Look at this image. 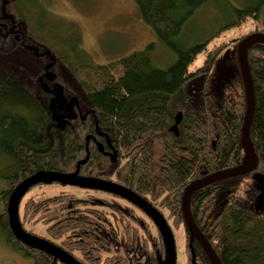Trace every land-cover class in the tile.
I'll use <instances>...</instances> for the list:
<instances>
[{"label": "trees", "instance_id": "1", "mask_svg": "<svg viewBox=\"0 0 264 264\" xmlns=\"http://www.w3.org/2000/svg\"><path fill=\"white\" fill-rule=\"evenodd\" d=\"M133 2L142 22L175 56L168 67L155 66L154 43L106 64H74L33 30V12L44 9L40 1L0 0V154L7 162L2 178L8 186L0 193V231L32 264L65 263L21 242L7 206L21 183L48 172L110 181L132 191L159 212L172 235L174 228L183 227L186 264H193L192 254L194 264H211L197 241H190L181 200L190 183L233 168L244 158L245 92L238 67L226 79L215 71L226 44L209 49L214 35L190 42L182 38L197 10L226 0ZM263 11L264 0H247L232 9L229 16L235 20L215 35L261 18V27L236 39L237 46L264 31ZM199 54L203 64L189 71ZM247 62L254 95L249 138L257 167L206 186L190 199L193 222L221 264H264V207L254 210L261 192L258 177L264 175V44L249 47ZM177 113L181 120L175 135L170 128ZM117 198L129 208L71 194L28 199L20 225L37 237L25 225L42 222L49 238L42 239L79 264H166L159 230L148 218L156 239L135 217L134 206ZM108 215L120 225L122 239L107 224Z\"/></svg>", "mask_w": 264, "mask_h": 264}, {"label": "rangeland", "instance_id": "2", "mask_svg": "<svg viewBox=\"0 0 264 264\" xmlns=\"http://www.w3.org/2000/svg\"><path fill=\"white\" fill-rule=\"evenodd\" d=\"M44 7L41 11L33 12L31 25L39 39L58 53L68 56L72 63L102 65L114 61L121 56L143 50L149 43L155 44L153 60L158 68H166L174 61V55L164 48L157 40L153 30L145 25L138 13L133 0H38ZM247 0H226L223 3L211 2L197 10L193 18L183 29V41H195L196 37L214 35L209 49L226 44L217 56L215 71L224 73L228 78L237 70L236 42L255 28H260L262 20L253 22L248 19L239 26L225 30L220 35H215L217 30L233 19L232 9H239ZM227 16V17H226ZM264 16V11L261 17ZM40 24V25H39ZM264 33V31L262 32ZM70 47L74 48L72 50ZM204 55L199 54L191 63L188 70L194 71L203 64ZM6 159L0 154V193L7 189V182L2 178L5 171ZM73 177V176H69ZM63 177L60 181L40 182L26 191L18 205L19 220L22 219V208L28 199L39 200L61 194H71L78 199L106 200L108 203L118 202L126 210L129 206L117 196L104 191H94L82 187L71 178ZM97 204V203H96ZM4 206L0 199V213ZM108 210V209H106ZM135 216L143 225L151 228L157 239L155 228L149 219L141 212L134 209ZM107 224L121 237V227L107 216ZM26 230H31L43 243L49 239L42 222L26 224ZM142 235L143 229L138 228ZM174 250L176 264H186L185 232L183 227L174 228ZM41 237V238H40ZM44 238V239H42ZM45 246V245H44ZM0 264H32L20 250L10 246L5 236L0 231Z\"/></svg>", "mask_w": 264, "mask_h": 264}, {"label": "water", "instance_id": "3", "mask_svg": "<svg viewBox=\"0 0 264 264\" xmlns=\"http://www.w3.org/2000/svg\"><path fill=\"white\" fill-rule=\"evenodd\" d=\"M256 43L264 44V33H253L246 36L237 44V48H236V60L239 71L242 76L244 92H245V100H246L245 101L246 112L244 116V123L241 129V145L244 152V158L242 159L239 165L233 168L221 170L193 181L185 188L182 195L181 213L184 219V224L188 232L190 233V241L194 239L197 241V243L200 245V247L202 248L203 252L205 253L206 257L208 258L211 264H221V262L217 257V255L215 254L212 247L210 246V244L207 242L205 237L200 233L199 229L196 227L195 223L193 222L190 213V199L194 192L206 186H209L215 182L224 179L247 175L253 172L257 167L258 157L254 152L253 145L249 138V130H250L253 111H254V95H253L252 78L247 62V51L250 46ZM226 77L227 76H225L224 79H226ZM180 120H181V114L177 113L175 117V123L170 128V130L175 135H177V126ZM69 176H73V177H69ZM63 177L71 178L72 182H76V184L80 186H87L94 190H100L116 195L130 202L131 204L135 205L137 208L141 209L151 219V221L155 224L156 228L159 230L161 234V237L165 244L166 264H176L174 239L170 231V228L163 219V217L159 214V212H157L146 200L139 197L132 191L114 184L113 182L100 181L96 179H80L76 175L75 176L60 175L51 172L38 173L33 178L25 180L15 189L8 202L7 211L12 228L21 242L54 255L65 264H79L71 257L65 256L62 253H60L59 250L50 243L48 242L43 243L39 240V238L26 233V231L22 229L19 220V212H18L19 202L21 201L23 194L26 191H28L31 186L36 185L40 182L50 183V182L60 181L62 180ZM258 181L261 192L257 196L254 204V210L256 212L262 210L264 207V175L259 176ZM192 263L194 264L193 254H192Z\"/></svg>", "mask_w": 264, "mask_h": 264}, {"label": "flooded vegetation", "instance_id": "4", "mask_svg": "<svg viewBox=\"0 0 264 264\" xmlns=\"http://www.w3.org/2000/svg\"><path fill=\"white\" fill-rule=\"evenodd\" d=\"M220 75V77H222V76H224V73H221V74H219ZM132 206H134V208L137 210V211H139V212H141L142 214H144L147 218H149L141 209H139V208H137L135 205H133V204H131ZM135 215V214H134ZM136 217V216H135ZM150 219V218H149ZM151 220V219H150ZM154 224V223H153ZM154 226H155V224H154ZM156 227V226H155Z\"/></svg>", "mask_w": 264, "mask_h": 264}, {"label": "bare ground", "instance_id": "5", "mask_svg": "<svg viewBox=\"0 0 264 264\" xmlns=\"http://www.w3.org/2000/svg\"><path fill=\"white\" fill-rule=\"evenodd\" d=\"M117 185V184H116ZM140 197V196H139Z\"/></svg>", "mask_w": 264, "mask_h": 264}]
</instances>
